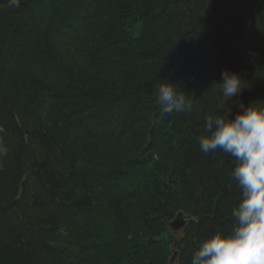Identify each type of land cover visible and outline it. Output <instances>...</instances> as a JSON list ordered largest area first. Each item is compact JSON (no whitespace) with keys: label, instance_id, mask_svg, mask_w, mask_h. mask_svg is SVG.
<instances>
[{"label":"trees","instance_id":"trees-1","mask_svg":"<svg viewBox=\"0 0 264 264\" xmlns=\"http://www.w3.org/2000/svg\"><path fill=\"white\" fill-rule=\"evenodd\" d=\"M225 69L264 106V0H0V264H191L229 232L235 160L198 144Z\"/></svg>","mask_w":264,"mask_h":264},{"label":"clouds","instance_id":"clouds-1","mask_svg":"<svg viewBox=\"0 0 264 264\" xmlns=\"http://www.w3.org/2000/svg\"><path fill=\"white\" fill-rule=\"evenodd\" d=\"M21 3L7 0L10 8L18 9ZM242 82L240 74L225 69L217 83L230 100L242 93ZM157 95L163 114L187 109L185 95L168 80L158 85ZM198 144L205 154L220 150L235 160L230 175L242 196L231 213V230L202 239L191 264H264V106L239 103L234 118L208 116Z\"/></svg>","mask_w":264,"mask_h":264},{"label":"rangeland","instance_id":"rangeland-1","mask_svg":"<svg viewBox=\"0 0 264 264\" xmlns=\"http://www.w3.org/2000/svg\"><path fill=\"white\" fill-rule=\"evenodd\" d=\"M234 101H236L237 103L234 104ZM224 104L226 106V109L233 114L234 116L236 115L237 111H238V104L241 103L239 96L233 97L230 100H226L224 98ZM3 151V148L0 147V152ZM171 230V229H170ZM172 231V230H171ZM179 231L180 230H176L173 231L175 236L179 235Z\"/></svg>","mask_w":264,"mask_h":264},{"label":"bare ground","instance_id":"bare-ground-1","mask_svg":"<svg viewBox=\"0 0 264 264\" xmlns=\"http://www.w3.org/2000/svg\"><path fill=\"white\" fill-rule=\"evenodd\" d=\"M76 22L75 21H73V20H69L68 22H67V25L66 26H73L74 24H75ZM4 138H3V129H2V127L0 126V147H2L3 145H4ZM3 156H0V168H1V166H2V162H1V158H2ZM170 256H169V258H168V261H167V264H173L174 262H175V260H176V254H175V251L174 250H170Z\"/></svg>","mask_w":264,"mask_h":264},{"label":"water","instance_id":"water-1","mask_svg":"<svg viewBox=\"0 0 264 264\" xmlns=\"http://www.w3.org/2000/svg\"><path fill=\"white\" fill-rule=\"evenodd\" d=\"M184 225L185 220L183 219V215L181 213H177L175 218L170 222V229L176 231L183 228Z\"/></svg>","mask_w":264,"mask_h":264}]
</instances>
